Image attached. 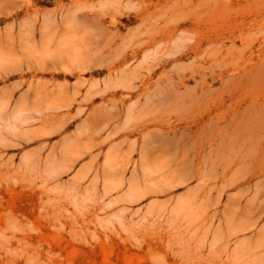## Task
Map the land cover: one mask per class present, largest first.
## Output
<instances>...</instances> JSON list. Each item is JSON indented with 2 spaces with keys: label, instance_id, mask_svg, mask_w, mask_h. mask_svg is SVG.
Listing matches in <instances>:
<instances>
[{
  "label": "rangeland",
  "instance_id": "374dc122",
  "mask_svg": "<svg viewBox=\"0 0 264 264\" xmlns=\"http://www.w3.org/2000/svg\"><path fill=\"white\" fill-rule=\"evenodd\" d=\"M0 264H264V0H0Z\"/></svg>",
  "mask_w": 264,
  "mask_h": 264
}]
</instances>
